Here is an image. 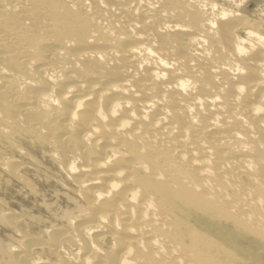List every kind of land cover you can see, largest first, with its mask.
<instances>
[{"label": "bare ground", "instance_id": "1", "mask_svg": "<svg viewBox=\"0 0 264 264\" xmlns=\"http://www.w3.org/2000/svg\"><path fill=\"white\" fill-rule=\"evenodd\" d=\"M0 264H264V0H0Z\"/></svg>", "mask_w": 264, "mask_h": 264}, {"label": "rangeland", "instance_id": "2", "mask_svg": "<svg viewBox=\"0 0 264 264\" xmlns=\"http://www.w3.org/2000/svg\"><path fill=\"white\" fill-rule=\"evenodd\" d=\"M14 197H13V199L11 198V201H13V203L16 205V206H18V207H22L23 205V207L26 209V210H28V209H30L29 211H31L32 209V205H30L31 203H28V202H25V201H21L20 202V200L19 199H22V198H20V196H17L16 194H14L13 195ZM16 197V198H15ZM18 197V198H17ZM17 200V201H16ZM19 200V201H18ZM25 202V203H24ZM17 203H19L20 205H18ZM23 204V205H22ZM22 205V206H21ZM25 206H28V207H25ZM22 207V208H23ZM30 207V208H29Z\"/></svg>", "mask_w": 264, "mask_h": 264}]
</instances>
